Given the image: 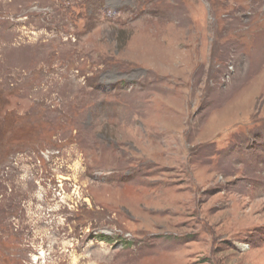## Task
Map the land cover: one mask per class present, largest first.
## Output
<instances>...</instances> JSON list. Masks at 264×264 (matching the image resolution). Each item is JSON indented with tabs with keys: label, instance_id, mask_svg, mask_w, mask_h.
<instances>
[{
	"label": "rangeland",
	"instance_id": "1",
	"mask_svg": "<svg viewBox=\"0 0 264 264\" xmlns=\"http://www.w3.org/2000/svg\"><path fill=\"white\" fill-rule=\"evenodd\" d=\"M0 264H264V0H0Z\"/></svg>",
	"mask_w": 264,
	"mask_h": 264
}]
</instances>
